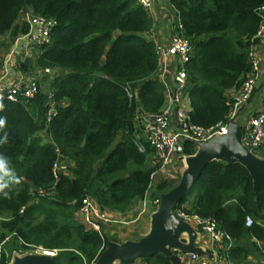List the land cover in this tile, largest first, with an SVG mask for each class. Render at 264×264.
I'll return each mask as SVG.
<instances>
[{
    "label": "trees",
    "instance_id": "16d2710c",
    "mask_svg": "<svg viewBox=\"0 0 264 264\" xmlns=\"http://www.w3.org/2000/svg\"><path fill=\"white\" fill-rule=\"evenodd\" d=\"M167 2L190 45L184 66L187 117L209 128L223 120L227 91L249 71L248 51L257 43L252 37L264 0ZM23 11L51 19L52 25L48 42L34 45L35 54L21 57L15 69L35 74L46 68L49 78L30 98L0 100V118L6 121L0 155L20 181L5 189L8 196L0 193V240L7 236L0 264H7L12 249L37 246L55 249L52 258L59 264H83L107 240H119L102 225L98 230L84 225L77 214L81 199L124 212L150 188L151 150L137 149L133 134L136 112H156L165 100L155 46L144 36L154 21L134 0H0V36L10 43L27 31ZM50 103L54 112L47 120ZM194 151L191 142H183L184 154ZM57 156L70 165L53 176ZM174 183L157 180L150 197L159 198ZM175 208L211 217L232 240L223 252L233 264H261L247 256L263 255L264 189L252 188L241 162L209 160ZM142 260L171 264L159 252Z\"/></svg>",
    "mask_w": 264,
    "mask_h": 264
},
{
    "label": "built area",
    "instance_id": "2783aa9c",
    "mask_svg": "<svg viewBox=\"0 0 264 264\" xmlns=\"http://www.w3.org/2000/svg\"><path fill=\"white\" fill-rule=\"evenodd\" d=\"M134 1L143 6L151 16L153 0ZM161 1L168 4V0ZM259 11L261 13V21L257 31L252 37V39H256L257 42L264 36V3L260 6ZM20 20L24 21L27 25V31L22 36L25 39H29L30 44L42 45L48 42V30L52 25L51 19L37 14H31L28 11H23L20 15ZM155 52L159 62L156 75L164 85L165 100L162 107L156 112H136L134 121L135 131L133 134V142L137 149L144 150L145 146H147L155 156V164L149 175V187L151 183L159 179L166 182L177 181L180 175L178 158L180 155L184 154L183 142H191L196 149L198 143H206L214 136L222 137L227 135L228 124L236 116L238 107L251 97L257 83L264 80V60H260L254 56L250 47L248 51L249 71L230 97L228 109L223 120L218 121L209 128H202L190 123L187 112L180 106L181 98L185 95L183 92L186 79L184 66L189 58L190 45L183 37L181 27L174 17L168 31L166 45L155 46ZM169 62L170 65L172 64V68H170L172 86L168 88L164 83L163 76L166 65ZM43 74H49V69L44 68L38 73L33 74V76L27 80H19L8 85L0 84V98L15 101L18 98L32 97L39 89V82ZM50 96L51 95H49V98ZM50 105L46 114L47 120L54 112L52 108L53 104L50 103ZM242 130V143L246 149L251 151L264 147V92L261 96L259 108L243 120ZM69 165L70 163L67 160L61 156H57L51 166L53 176H56L58 173H65ZM146 193L147 192L140 198V212L144 210L147 202H151L155 207H157L159 202L158 197H153L149 200ZM77 214L80 216V220L84 225L96 230L99 229V225L112 221L108 213L100 209L88 196H84L81 199ZM177 214L182 218H192L198 224L199 228L208 235V238L213 244L219 245L224 239L229 238L228 234L216 227L214 220L209 216H201L194 213L188 214L180 209H177ZM250 222V218L246 216L244 220L245 225L250 224ZM6 238L7 236L0 240V248ZM55 252V249H45L37 246L26 250L17 249L14 250L13 254L23 255L27 253H39L52 256ZM261 252L264 255V248L261 249ZM183 256H189L191 259H196L198 257L195 251L190 250L185 251ZM95 258L96 256L87 263L83 260V264H94ZM199 264L230 263H225L221 259H217L212 263L199 260Z\"/></svg>",
    "mask_w": 264,
    "mask_h": 264
},
{
    "label": "crops",
    "instance_id": "0c3cea01",
    "mask_svg": "<svg viewBox=\"0 0 264 264\" xmlns=\"http://www.w3.org/2000/svg\"><path fill=\"white\" fill-rule=\"evenodd\" d=\"M153 18V28L149 32V39L152 40L155 46H165L167 43L168 31L172 25L173 21V10L172 8L164 1L161 0H153V10L151 14ZM2 40V39H1ZM12 46V45H11ZM35 49L31 48L29 42L26 41L23 36H19V38H15L13 41V46L6 52L0 59V84L8 85L13 82L19 80H27L28 78L32 77L33 74H24L20 73L15 69L16 61L19 60L21 57L29 55L33 56L35 54ZM251 51L254 56H256L260 60H264V36L258 40L256 44L251 46ZM170 68H172V64L170 62L167 63L166 69L164 72V83L169 88L172 86V79L170 74ZM168 69V70H167ZM40 70L35 71L38 73ZM49 78V74H43L40 87L46 88L47 79ZM39 87V88H40ZM235 88L230 89L227 91V96L231 97L232 94L235 92ZM264 92V80H261L257 83V86L251 95L242 105H240L237 109L236 116L230 121L229 125L232 129L237 130L238 132V141L241 145L242 143V122L243 120L251 113L255 112L260 106L261 96ZM180 106L187 112L189 110L188 99L185 95L184 98H181ZM251 152L254 156L258 157L260 160L264 158V147L259 149H253ZM188 154H182L178 158V167H179V174L185 169L186 166V156ZM147 163L150 165L155 164V156L150 151L147 154ZM152 187L149 188L146 195L148 199H152L150 197V190ZM140 202L141 199H135L131 203V205L126 209L124 212H115V211H107L105 210L109 216H125V214H130L135 211V216L130 219L126 224L132 222L130 225H133L135 221H139L140 226L137 227L141 228L139 233L136 237L131 239L119 240L117 243L122 241H136L140 237L150 238V231H151V217L156 207L151 208L153 204L151 202H147L143 211H139L140 209ZM175 214L178 216V230L177 239L179 242L192 246L194 249H173L172 254L174 255L175 259L171 262V264H199V260H205L208 263H212L217 259H221L225 263L233 264L230 260L227 259L226 255L224 254V250L232 243L231 238L224 239L221 244L216 245L213 244L208 235L204 233L198 226V224L192 218H182L177 214V209L174 210ZM144 214V215H143ZM80 219V216H78ZM114 221V220H113ZM112 222V221H111ZM105 224V223H103ZM102 225V224H101ZM111 225V224H110ZM129 225V226H130ZM103 230L105 231L104 227L102 226ZM128 228V226H127ZM144 232H143V231ZM113 229H109V231H105L108 234L112 233ZM149 233V236L147 235ZM115 235V234H114ZM258 242V243H257ZM257 245H262L263 241H256ZM195 251L198 255L196 259H191L189 256H183L185 251ZM11 255L14 252V249L10 250ZM251 254L247 256V260H249ZM182 257V258H181ZM256 257H251L249 261L255 259ZM116 262V261H115ZM115 262L113 264H115ZM7 262V264H10ZM123 264H146L142 258H136L130 262H122ZM118 264V263H117ZM264 264V263H261Z\"/></svg>",
    "mask_w": 264,
    "mask_h": 264
},
{
    "label": "water",
    "instance_id": "95a60500",
    "mask_svg": "<svg viewBox=\"0 0 264 264\" xmlns=\"http://www.w3.org/2000/svg\"><path fill=\"white\" fill-rule=\"evenodd\" d=\"M213 158L241 162L251 176L252 188L264 189V161L239 143L237 130L228 124L227 135L214 136L206 143H198L195 151L186 156L185 169L177 181L168 191L160 194L158 205L151 217L150 238L140 237L136 241L127 240L119 243L107 240L106 246L96 256L94 264H113L116 260L130 262L156 252L162 253L173 262L175 259L171 253L173 249H194L178 241L179 221L174 210L198 177L202 167ZM147 235L149 236V233ZM10 262V264H59L52 256L39 253L12 254Z\"/></svg>",
    "mask_w": 264,
    "mask_h": 264
},
{
    "label": "rangeland",
    "instance_id": "374dc122",
    "mask_svg": "<svg viewBox=\"0 0 264 264\" xmlns=\"http://www.w3.org/2000/svg\"><path fill=\"white\" fill-rule=\"evenodd\" d=\"M144 36L149 38V33H144ZM26 41L29 42V39H26ZM11 45L13 46V42L10 43V40H9L7 35L0 36V58L6 52L9 51V49L12 47ZM30 45H31V48L35 49L33 44H30ZM0 62H1V59H0ZM184 97H185V95L182 96V98H184ZM261 159H262V161H264V158H261ZM155 182L156 181L151 183L150 187H152ZM153 207L155 208L154 204L151 208H153ZM134 216H135V211L130 213V214H125V216H122V215L121 216H113V217L110 216L112 218V222L111 221L105 222V224H102V226L104 227L105 231H109V229L112 228L113 229L112 233L115 234V237L118 240L131 239V238L136 237L137 234L139 233V230L141 229V228H138V232H137V227L140 226V223L138 220L135 221L133 223V225H130L132 222H129L127 224L125 223V222H128L130 219H132ZM127 226H128V228H127ZM255 255L256 254L250 256V258L256 257ZM9 257H11V256H9ZM250 258H249V260H250ZM9 260H10V258H9ZM9 260H8V262H9ZM253 260L260 261L261 263H264V256L262 255L261 257H259V259H253ZM117 263L123 264L121 261L116 260L115 264H117ZM66 264H74V261H72V260L68 261Z\"/></svg>",
    "mask_w": 264,
    "mask_h": 264
},
{
    "label": "clouds",
    "instance_id": "9594fccd",
    "mask_svg": "<svg viewBox=\"0 0 264 264\" xmlns=\"http://www.w3.org/2000/svg\"><path fill=\"white\" fill-rule=\"evenodd\" d=\"M2 99V98H0ZM3 103H0V110H3ZM5 119L0 118V128L5 125ZM3 141H0L2 143ZM20 181L16 177L15 171L10 167L9 161L2 155H0V193L4 196H8L9 193L5 189H10L11 186L19 184Z\"/></svg>",
    "mask_w": 264,
    "mask_h": 264
}]
</instances>
